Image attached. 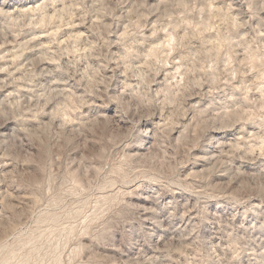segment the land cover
<instances>
[{"label":"rangeland","instance_id":"1","mask_svg":"<svg viewBox=\"0 0 264 264\" xmlns=\"http://www.w3.org/2000/svg\"><path fill=\"white\" fill-rule=\"evenodd\" d=\"M0 264H264V0H0Z\"/></svg>","mask_w":264,"mask_h":264},{"label":"bare ground","instance_id":"2","mask_svg":"<svg viewBox=\"0 0 264 264\" xmlns=\"http://www.w3.org/2000/svg\"><path fill=\"white\" fill-rule=\"evenodd\" d=\"M38 2H39V1H38ZM31 3H32V2H31ZM34 3H35V2H34ZM36 4H37V3H36ZM5 6H6V5H5ZM37 6H38V7L40 6V5H39V3H38V5H37ZM41 6H42V5H41ZM41 6H40V7H41ZM28 7H29V6H28ZM35 7H36V6H35ZM35 7H34V8H35ZM38 7H37V8H38ZM29 8H32V6H31V7H29ZM5 10H6V9H5ZM5 10H4V11H5ZM30 10H31V9H30ZM33 10H34V9H33ZM15 11H16V10H15ZM152 134H153V133H152ZM149 139H150V138H149ZM153 140H154V139H153Z\"/></svg>","mask_w":264,"mask_h":264}]
</instances>
